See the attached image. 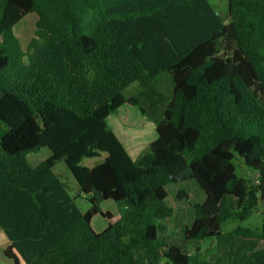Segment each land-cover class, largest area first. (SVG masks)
I'll use <instances>...</instances> for the list:
<instances>
[{
    "label": "trees",
    "instance_id": "obj_1",
    "mask_svg": "<svg viewBox=\"0 0 264 264\" xmlns=\"http://www.w3.org/2000/svg\"><path fill=\"white\" fill-rule=\"evenodd\" d=\"M28 14L37 21L23 50L12 29ZM134 83L140 91L126 97ZM124 105L155 125L135 160L107 123ZM42 148L50 156L30 165ZM236 157L255 184L237 175ZM59 161L86 212L55 174ZM188 181L203 204L181 186ZM169 185L178 186L174 199ZM104 200L123 211L95 233L94 215L112 219L100 211ZM174 200L194 211L180 236L213 241V261L162 236ZM260 202L264 0H227L225 17L208 0H0V230L11 264H264V222L221 231Z\"/></svg>",
    "mask_w": 264,
    "mask_h": 264
},
{
    "label": "rangeland",
    "instance_id": "obj_2",
    "mask_svg": "<svg viewBox=\"0 0 264 264\" xmlns=\"http://www.w3.org/2000/svg\"><path fill=\"white\" fill-rule=\"evenodd\" d=\"M208 2L221 17H225L227 13V0H208ZM36 21H37L36 14H28L24 16L12 29L13 35L18 39L19 44L23 50L26 49L29 40L33 36ZM139 90H140L139 85L137 83H134L124 91V94L125 96L128 97L134 96L138 93ZM162 106L163 107L165 106V102H161L159 108H162ZM133 110H136V113ZM115 116L117 117V119H120V121H122L123 123H126V125L123 126V129L125 130L124 133L125 137L126 139L129 138L134 139L136 141L135 146L141 145V143L143 142L141 140L144 138H151V137H153V139L156 138V133L155 131H153L152 123H149L147 121L142 122L141 118L143 117L140 115V113L136 108H133L128 105H124L122 109ZM139 134H142V137L141 136L139 137ZM49 155H50L49 150L46 148L45 149L42 148L39 152L29 155V159L42 161L46 159ZM103 156L105 157V154H103ZM103 156L99 158L84 159L81 162V165L86 166L88 168H92L93 166L102 162V160L104 159ZM31 160H29V163H33ZM233 163L236 167V173L238 176L243 177L245 179H249L253 181L254 184L256 183L257 174L252 169L246 167L241 159L236 157ZM54 171L55 174L58 176V178L65 183L67 187V192L70 195V197L74 199L78 209L82 213L86 212L90 208V204L86 201L83 194L79 192V189L76 187L71 174L65 169L62 161H59L55 164ZM173 187L177 188V186L175 187L174 185H171L170 186L171 190H174ZM182 187L186 188V185L185 186L183 185ZM188 188L190 191H192L193 184H188ZM195 192L197 193L196 189ZM184 206H185L184 208L191 210L187 205ZM99 208L101 212L109 213L112 216V219H107L106 217L102 216L100 213L94 215L90 221V227L95 233L102 232L107 227L108 223H113L117 221L123 211V206L120 203H116L111 200L101 201L99 203ZM176 213L179 216L182 214L181 211H177ZM168 221L169 219H165L161 221V223L163 225L169 223V227L172 228V226L175 225V219L173 220L171 219L169 222ZM262 222H264V202H260L259 206H257L256 209L252 211V213L250 214L249 218L246 221L244 222L228 221L221 225V231L228 232L237 226L251 228V229H259L261 227ZM171 240L175 245L180 246L183 249L185 248V243H184L185 241H183L180 235L179 236L173 235L171 237ZM207 242H209V240ZM208 257H210V255ZM6 261L8 260L6 259ZM0 264H4V263L0 262Z\"/></svg>",
    "mask_w": 264,
    "mask_h": 264
},
{
    "label": "crops",
    "instance_id": "obj_3",
    "mask_svg": "<svg viewBox=\"0 0 264 264\" xmlns=\"http://www.w3.org/2000/svg\"><path fill=\"white\" fill-rule=\"evenodd\" d=\"M162 81H166V78H162ZM140 88V87H139ZM140 91V90H139ZM138 91V92H139ZM154 96L156 97V100H160V103L161 102H167L165 100V98L163 97V95L158 91H154ZM128 97V96H126ZM123 107V106H122ZM122 107H120L117 111H116V114L122 109ZM153 109H151L150 111H152ZM135 111L136 113V110H133ZM139 112V111H138ZM140 113V112H139ZM115 113L114 114H111L108 118H107V121H108V126L111 128V130L114 132V134L116 135V137L119 139V141L122 143V145L124 146V148L126 149L129 157L132 159V160H135L138 155L150 144V142H152L154 139L153 137L151 138H144L142 139L141 141H143L141 143V145L139 146H135V140L134 139H126L125 137V130L123 129V126L126 125V123H123L122 121H120V119H117V117L115 116L116 115ZM141 115V114H140ZM142 116V115H141ZM143 117V116H142ZM142 119V122L143 121H147L149 123H152L150 121H148L145 117L141 118ZM143 125V124H142ZM152 128H153V131H155V125L152 123ZM142 137V134H139V137ZM148 136V135H147ZM146 136V137H147ZM153 139V140H152ZM151 140V141H150ZM32 155V154H30ZM50 156V155H49ZM48 156V157H49ZM103 156V154L101 155V157ZM47 157V158H48ZM104 158V156H103ZM27 159H28V162L29 160V155L27 156ZM33 163H30V165L32 166H35L37 165L38 163H40L41 161L39 160H31ZM43 161V160H42ZM55 167V166H54ZM54 170V168H53ZM188 184H193V190L190 191L189 188H188ZM185 186L186 185V188L185 190L190 193L194 198L195 200L199 203V204H203L206 200V196L203 192V190L199 187V185L195 182V181H188V182H184L182 183L181 186ZM171 185H169L167 187L171 197L174 199L175 198V192L176 190L178 189V186L177 188H174V190H171L170 188ZM176 187V185H174ZM199 187V188H198ZM195 189L197 191V193L195 192ZM184 205H187L191 210H188L187 208H184L185 206ZM228 205L230 208L234 209L235 206H236V201L235 199L231 198L228 200ZM174 212H173V215L171 218H169V221L172 219H175V225L171 227H169V223L168 224H165V226L167 227V232L162 235L164 237H167V236H170L172 237L173 235H176V236H179L180 235V223L182 222L184 225H186L187 227H190L192 224H193V221H194V211H193V208L185 201H175L174 200ZM177 211H181L182 214L179 216L176 212ZM168 221V222H169ZM184 241V240H183ZM208 240H205L203 242H184L185 243V248L183 249L182 247L178 246L179 248L182 249L183 252H186L188 254H196L198 252H200L201 256H205V255H210V257L207 256V259L209 261H213L215 259V247H214V243L213 241H209L207 242ZM10 242L8 241V239L6 238L4 232L2 230H0V262L1 263H4V264H10L11 261H6L5 259V256H4V251L7 247L10 246ZM177 246V245H176ZM4 261V262H3Z\"/></svg>",
    "mask_w": 264,
    "mask_h": 264
}]
</instances>
